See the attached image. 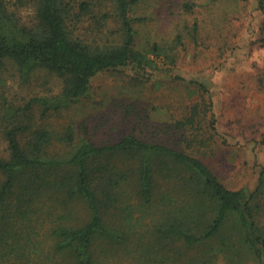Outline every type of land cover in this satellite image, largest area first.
<instances>
[{
  "label": "trees",
  "instance_id": "16d2710c",
  "mask_svg": "<svg viewBox=\"0 0 264 264\" xmlns=\"http://www.w3.org/2000/svg\"><path fill=\"white\" fill-rule=\"evenodd\" d=\"M141 2L0 0V65L44 68L64 83L55 98L0 109L8 152L0 155V264H211L196 251L231 219L264 264V168L255 190L235 189L189 150L211 147L219 135L210 98L174 128L185 146L135 134L97 145L71 127H33L34 104L60 109L86 97L102 72L146 67L136 48L145 18L132 14ZM197 6L185 1L186 11ZM23 7L33 10L31 24Z\"/></svg>",
  "mask_w": 264,
  "mask_h": 264
},
{
  "label": "rangeland",
  "instance_id": "374dc122",
  "mask_svg": "<svg viewBox=\"0 0 264 264\" xmlns=\"http://www.w3.org/2000/svg\"><path fill=\"white\" fill-rule=\"evenodd\" d=\"M185 1L142 0L132 14L145 18L136 24V48L146 55V67L102 72L86 97L60 109L34 104L33 127L54 132L71 127L78 140L97 145L135 134L185 146L181 131L174 128L210 98L219 135L211 147L189 150L229 187L253 191L264 168V14L258 0H193L198 5L193 11H186ZM19 14L24 23L33 22L30 7ZM197 83L205 84L209 93L204 95ZM63 85L62 78L47 69L26 73L4 61L0 109H21L32 98H55ZM202 125L208 130L207 118ZM7 154L0 134V155ZM233 224L228 221L197 255L212 258L211 264H260L242 245Z\"/></svg>",
  "mask_w": 264,
  "mask_h": 264
}]
</instances>
